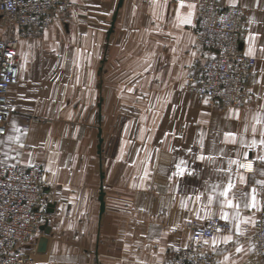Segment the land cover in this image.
Returning a JSON list of instances; mask_svg holds the SVG:
<instances>
[{
  "label": "crops",
  "instance_id": "obj_1",
  "mask_svg": "<svg viewBox=\"0 0 264 264\" xmlns=\"http://www.w3.org/2000/svg\"><path fill=\"white\" fill-rule=\"evenodd\" d=\"M119 1L74 0L68 22L19 37L0 156L41 164L52 208L27 264H160L188 240L189 220L224 213L232 229L208 240L219 264H264L251 240L264 182V0H221L244 8L241 49L257 57L245 107L210 106L184 88L209 54L195 41L198 0ZM229 179L239 208L221 203ZM253 188L256 207H245Z\"/></svg>",
  "mask_w": 264,
  "mask_h": 264
},
{
  "label": "built area",
  "instance_id": "obj_2",
  "mask_svg": "<svg viewBox=\"0 0 264 264\" xmlns=\"http://www.w3.org/2000/svg\"><path fill=\"white\" fill-rule=\"evenodd\" d=\"M73 2L0 0V16L17 30L15 36L0 39V129H3L0 140L8 131L14 111L8 92L19 76V37L30 30L49 27ZM197 13L195 38L209 54L187 76L186 87L194 95L227 105H241L247 98L257 60L241 49L246 40L244 8L223 4L221 0H198ZM254 167L252 162L244 170ZM47 187L45 170L40 164L7 162L0 156V264L30 261L27 246L41 232V225L50 221ZM258 196L260 209L251 240L256 253L264 259V182L258 185ZM190 229L188 244L168 253L160 264H219L218 254L210 248L208 240L217 233L229 232L232 224L215 216L207 224L191 223Z\"/></svg>",
  "mask_w": 264,
  "mask_h": 264
},
{
  "label": "snow or ice",
  "instance_id": "obj_3",
  "mask_svg": "<svg viewBox=\"0 0 264 264\" xmlns=\"http://www.w3.org/2000/svg\"><path fill=\"white\" fill-rule=\"evenodd\" d=\"M191 7H194V5H192ZM184 22L185 23H191V20L188 19V20H185ZM8 55L11 56L13 54L12 53H8ZM2 131H3V129H0V132H2ZM245 131H247V129H245ZM253 131H255V129H253ZM262 135H264V134H262ZM229 138H231V140H232L233 143L236 142V138H235V135L233 133H226L225 134V139H229ZM8 139L11 140V139H13V137L10 136V137H8ZM256 143L257 142L255 140L252 141V144L253 145H255ZM259 143L261 145H264V138H262L259 141ZM189 152H191V149H189ZM197 159L200 160V161H204L205 159L211 160L212 157H205L204 155H200V156L197 157ZM229 163L230 164H237L239 168H248V167H250V165H248V164H242L238 160H236V161H231L230 160ZM186 165H187V162L185 160L181 159L180 162L178 164H176V166H175L176 169H177V171H176V173H174V175L183 176L185 174V171H187ZM13 167H14V165H13ZM229 171H231V169H229ZM188 174L191 175L192 174L191 171H189ZM212 187H213V190L215 191V189L217 187H219V186L218 185H213ZM233 187H234V184L232 183L231 179H229V181L227 183V186L223 189V191L219 192V196L225 198V199H223L221 201V203L222 204H225V205H227L229 207L239 208V204H234L233 203V199H228L229 193H230V191H231V189ZM255 192H256V190L253 188L252 189L251 202L250 203H245V205H244L245 207H252V208L256 207V196H255ZM234 195L235 194H233V196ZM244 195H247V194H244ZM200 198H201L200 195H197L196 196V200H199ZM209 202L211 203V198L209 199ZM222 219H224L225 221H227L228 220V214L227 213H224L222 215ZM217 230H219V229H217ZM231 239H232L231 236L225 237V240H231ZM205 243H207V241H205ZM240 250L241 249H237V251H240Z\"/></svg>",
  "mask_w": 264,
  "mask_h": 264
},
{
  "label": "rangeland",
  "instance_id": "obj_4",
  "mask_svg": "<svg viewBox=\"0 0 264 264\" xmlns=\"http://www.w3.org/2000/svg\"><path fill=\"white\" fill-rule=\"evenodd\" d=\"M56 18H61V20H63L64 22H68L69 21V9L62 12L61 14H59L58 16H56ZM244 26H245V34H246V38H247V29H246V23H245V15H244ZM16 35V27L14 25H10L9 24V21L5 18H2L0 16V39L2 38H7V37H12V36H15ZM195 41H196V38H195ZM197 42V41H196ZM255 56V55H254ZM257 58V57H256ZM257 61V60H256ZM256 64V63H255ZM198 66V65H197ZM255 66V65H254ZM255 81H256V78H255V74H254V67H253V80L249 82V91H248V95H247V98L244 99V101L242 102L241 105H231V106H236V107H245V106H248V104L251 103L252 101V87L253 85L255 84ZM184 88L187 92L188 89L186 87V80H185V84H184ZM190 93V92H189ZM192 94V93H190ZM194 95V94H192ZM201 98L203 96H200ZM204 101L209 104L210 106H214L215 104H220L222 106H229L227 104H224L220 101H217V100H212L211 98H208V97H203ZM33 164H37V162L33 163ZM39 164V163H38ZM32 165V164H30ZM41 165V164H40ZM42 166V165H41ZM43 167V166H42ZM215 216H211L208 218L207 222L206 223H199V222H196L195 220H189L187 223H186V228L188 229L189 231V238L188 240L186 241V243L182 246H185L186 244H188L189 240H190V236H191V229H190V224L191 223H199V224H207L208 221L213 218ZM44 246H46V243L44 244ZM180 246V247H182ZM180 247H175V249L177 248H180ZM211 249H213L211 246H210ZM214 250V249H213ZM29 256H30V263L32 262L33 260V257L30 255L29 253ZM28 262V263H29ZM161 263V262H160Z\"/></svg>",
  "mask_w": 264,
  "mask_h": 264
},
{
  "label": "water",
  "instance_id": "obj_5",
  "mask_svg": "<svg viewBox=\"0 0 264 264\" xmlns=\"http://www.w3.org/2000/svg\"><path fill=\"white\" fill-rule=\"evenodd\" d=\"M121 2H122V0L119 1V5L121 4ZM114 19H115V16H114ZM113 25H114V20L112 22V26H111L110 31L113 30ZM103 194H104V191H103V189H101V192H100V200H101L100 213L101 214L103 213V211L105 209V202H104ZM49 206H51V204ZM48 211L51 212L52 208L49 207ZM41 229H43L46 233H49L51 231V226L49 225V223H45V224L41 225Z\"/></svg>",
  "mask_w": 264,
  "mask_h": 264
}]
</instances>
